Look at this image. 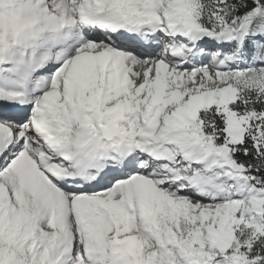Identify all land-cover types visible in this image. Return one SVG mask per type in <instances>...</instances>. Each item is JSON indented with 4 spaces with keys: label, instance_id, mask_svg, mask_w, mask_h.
Masks as SVG:
<instances>
[{
    "label": "snow or ice",
    "instance_id": "snow-or-ice-1",
    "mask_svg": "<svg viewBox=\"0 0 264 264\" xmlns=\"http://www.w3.org/2000/svg\"><path fill=\"white\" fill-rule=\"evenodd\" d=\"M0 264H264V0H0Z\"/></svg>",
    "mask_w": 264,
    "mask_h": 264
}]
</instances>
